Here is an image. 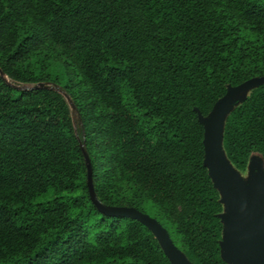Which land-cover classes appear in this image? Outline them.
<instances>
[{
    "label": "trees",
    "instance_id": "16d2710c",
    "mask_svg": "<svg viewBox=\"0 0 264 264\" xmlns=\"http://www.w3.org/2000/svg\"><path fill=\"white\" fill-rule=\"evenodd\" d=\"M0 69V264H172L144 223L98 210L87 159L100 203L152 202L192 264H228L200 117L264 76V0H0ZM9 80L60 86L81 128L58 90ZM222 148L240 172L264 160V83Z\"/></svg>",
    "mask_w": 264,
    "mask_h": 264
},
{
    "label": "water",
    "instance_id": "95a60500",
    "mask_svg": "<svg viewBox=\"0 0 264 264\" xmlns=\"http://www.w3.org/2000/svg\"><path fill=\"white\" fill-rule=\"evenodd\" d=\"M0 75L8 81L1 69ZM262 83H264V76L252 78L243 84L228 88L226 95L214 105L209 116L206 118L200 117L205 126L204 162L209 169L215 187L220 193V201L223 204L221 196L223 193L226 197L224 200L228 204L229 213L226 218L222 220L220 214L222 222L226 221L228 224L223 229V240L221 242L222 257L228 264H264V187H252L247 190L248 192H245L231 170L233 166L227 158V160L224 159L220 154L223 151L222 131L225 120L223 112L230 97L234 92L245 88L252 89ZM37 88L52 87L41 82L32 85L30 89ZM72 105L76 109L73 102ZM86 161L90 198L99 211L112 216L130 217L139 220L151 229L172 264H192L173 243L168 230L157 219L133 207H107L100 203L92 183L90 162L88 159ZM224 235L229 243L224 242Z\"/></svg>",
    "mask_w": 264,
    "mask_h": 264
},
{
    "label": "rangeland",
    "instance_id": "374dc122",
    "mask_svg": "<svg viewBox=\"0 0 264 264\" xmlns=\"http://www.w3.org/2000/svg\"><path fill=\"white\" fill-rule=\"evenodd\" d=\"M9 82H10V84L18 87V89H21V90H28L32 87V85H30V84H19V83L11 82V80H9ZM49 85L52 88L61 92L63 94V96H65V98L68 102V105L70 107L73 123H74L76 129L81 128V121H80L79 113L73 107L72 101H71L69 95L60 86L54 85V84H49ZM249 90H250V88H245V89H242L240 91L234 92L232 94L228 103L226 104L225 111L223 112V117H226V115L235 106H237L241 102V100L247 95ZM220 151H221V148H220ZM220 154L222 155V157L224 159H226V157L224 155L225 153L223 154V151H221ZM231 170L234 172L236 178L238 179L241 187L243 188V190L245 192H248L247 190H250L252 187H258V186L264 187V160H262V158L258 154H253L250 157L247 169L244 172H240V171L234 169L233 167H231ZM221 196H222L223 206H224L223 212L221 213L222 220H223L228 215L229 210H228V204L224 200V199H226L225 195L222 193ZM143 209L145 210L146 214H148L152 218L159 219L158 218V209L156 208V206L152 202H146L143 206ZM223 222H224V228H226L228 226V224L226 223V221H223ZM163 223L168 229L171 228L167 222L163 221ZM224 242L229 243V241L227 240V237L225 235H224Z\"/></svg>",
    "mask_w": 264,
    "mask_h": 264
}]
</instances>
